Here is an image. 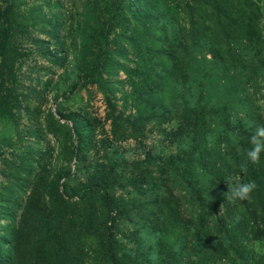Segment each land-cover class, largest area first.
Listing matches in <instances>:
<instances>
[{
  "label": "rangeland",
  "instance_id": "rangeland-1",
  "mask_svg": "<svg viewBox=\"0 0 264 264\" xmlns=\"http://www.w3.org/2000/svg\"><path fill=\"white\" fill-rule=\"evenodd\" d=\"M0 264H264V0H0Z\"/></svg>",
  "mask_w": 264,
  "mask_h": 264
},
{
  "label": "trees",
  "instance_id": "trees-1",
  "mask_svg": "<svg viewBox=\"0 0 264 264\" xmlns=\"http://www.w3.org/2000/svg\"><path fill=\"white\" fill-rule=\"evenodd\" d=\"M248 155V153H245V157Z\"/></svg>",
  "mask_w": 264,
  "mask_h": 264
}]
</instances>
